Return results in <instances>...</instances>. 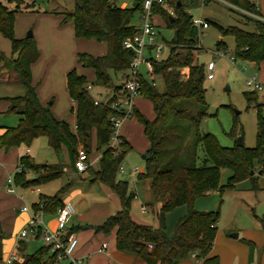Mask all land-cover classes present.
<instances>
[{
	"label": "trees",
	"instance_id": "1",
	"mask_svg": "<svg viewBox=\"0 0 264 264\" xmlns=\"http://www.w3.org/2000/svg\"><path fill=\"white\" fill-rule=\"evenodd\" d=\"M173 1V2H172ZM172 2V5H170ZM245 11L259 15V10L251 0H228ZM179 0H167L163 5H154L153 13L161 16L166 26L172 28L174 36L167 45L168 57L151 59L152 74L162 79L163 89L143 73L137 76L139 95L152 104L154 118L146 119L135 107L126 118L135 117L143 126V133L149 142L145 152L144 170L139 176L149 179V188L155 202H160L157 212L158 226L135 222L130 216L131 201L136 197L129 191L128 182L118 179V168L131 145L121 136L116 147L110 146L113 123L111 116H123L122 110L111 107V103L122 97L121 85L128 76V68L133 52L123 46V41L137 31L132 19L139 6L120 7L109 0H75L72 10L54 12L62 16V22H72L74 35L78 38L95 39L106 44L103 55L87 52L77 53V62L93 69L95 80L111 89L104 99L94 98L87 89L88 81L75 68L66 74V87L75 102L76 129L57 119L49 104L42 105L31 81L30 65L38 58L39 52L33 36L18 39L14 35L15 15L19 6L8 7L0 0V36L7 38L11 45V55L0 52L2 66L12 70L20 79L24 93L14 97H0L9 101V112L21 117L17 125L7 127L0 135V148L30 146L40 136L47 137L48 146L55 152L65 145L69 155H76V147L81 145L91 153V132L96 135V150L100 152L98 169L91 170L92 179L108 186L119 198L120 208L95 227L97 232L115 231L116 248L123 252L137 253L146 264H181L190 254L202 259V264H218V257L210 255L217 231L220 210H198L197 198L207 196L217 190H224L249 179L256 190L257 177L250 171H260L264 175V105L259 102L255 90L244 91L247 109L255 108L257 114L256 144L222 146L210 132L199 129L202 118L208 115L205 101L204 81L206 66L197 63L193 50L198 43L197 29L192 26V18ZM170 8L174 14L170 13ZM173 17V21L169 17ZM253 23V30L237 26H221L214 23L222 36L234 39L233 60L259 63L264 60V22L245 16ZM226 51L222 40L216 44ZM114 77L119 83L114 82ZM237 128V116L229 134L242 136V127ZM198 149L202 152L199 159ZM13 183L23 188L36 187L59 178L64 174V165L58 163H36L29 154H23L17 162ZM91 167H89L90 169ZM221 169L230 171L226 182L220 184ZM27 172L33 177L28 178ZM73 180L67 182L54 194H39L36 211L56 212L63 205L61 195L69 191ZM222 199L219 200V204ZM185 206V213L174 223L171 235L166 232L165 215L176 207ZM264 231V214L259 217ZM24 245V244H23ZM20 253L24 247L18 249ZM12 264H59L49 246L43 245L32 253H26Z\"/></svg>",
	"mask_w": 264,
	"mask_h": 264
},
{
	"label": "rangeland",
	"instance_id": "2",
	"mask_svg": "<svg viewBox=\"0 0 264 264\" xmlns=\"http://www.w3.org/2000/svg\"><path fill=\"white\" fill-rule=\"evenodd\" d=\"M8 5V7L14 9L16 4H18L19 9L15 15L14 24V35L16 38H26L29 31L33 32L38 30L41 26L39 20V12L35 9L45 11H61V10H72L74 7L75 0H2ZM120 6L121 3H125L126 6H131L136 0H109ZM173 2V1H172ZM172 2L170 5H172ZM180 3L185 7V11L194 18H201L207 20L209 26L201 30L198 36V43L196 44V49L193 50V58L197 63L206 64L209 61H214V70L212 79L205 78V101L208 105V115L204 116L199 123V129L204 132H210L213 134L220 145L231 147L236 144L237 135L235 137L229 134L234 115L237 116V128L242 127V140L243 145L246 147H253L256 144V129H257V114L255 108L247 109V101L243 95L244 91L255 90L258 95L259 102L263 101L264 97V84L260 90L254 88V86H248L246 84V79L256 75L258 78L257 64H251L249 61L244 60H233V50H234V39L231 35L222 36L217 26V23L221 26H237L244 30L252 31L253 23L246 19L243 14L242 8H238L229 2H216L209 1L207 3H202L201 0H179ZM44 12V11H43ZM170 13L173 10L170 8ZM48 14H51L50 12ZM47 14V15H48ZM38 16V17H37ZM154 24L156 25L158 36L157 42L161 43L163 48L160 55V59H165L168 57L169 48L168 41L174 36V31L172 28L166 26L164 19L159 15H153L152 18ZM44 23V21H42ZM132 23L136 27L142 25V19L139 17L138 10L135 11ZM34 39V38H33ZM35 40V39H34ZM222 40L226 44V51L218 49L216 44L218 41ZM82 42V47L84 50L80 52H87L92 55H103L106 53L107 47L103 42H98L95 39H84ZM0 52L4 56L9 57L11 55V45L7 38L0 36ZM214 53H217L215 56ZM67 55V53H66ZM71 58V57H70ZM43 63V62H41ZM48 63V62H47ZM74 66L79 74L85 75L88 85H90V93L94 98L104 99L108 94H110L111 89L104 87L102 84L95 80L93 69L90 67H83L78 62H74ZM38 65V64H37ZM46 62L42 65H38L39 72H34L33 80L36 86V91L42 94H46L51 88H54V83L45 81L44 79V68ZM41 67V69H40ZM142 73L145 77L149 78L154 82L159 90L163 89L162 79L159 75L153 74L151 77L146 72V69L142 65ZM207 74V70L205 69ZM39 78L38 80L35 78ZM43 77V79H42ZM259 80V78H258ZM119 79L114 77V82L119 83ZM0 92H9L10 95H22L24 93L23 86L21 82L14 84H0ZM55 97L53 104L57 108L58 119L65 121L69 124V121L75 120L73 104L70 102L66 91L65 84L59 85L56 82L54 88ZM62 92V94H61ZM12 93V94H11ZM36 93V92H35ZM46 96V95H44ZM37 97V95H36ZM47 103L51 108V101L53 98L47 99ZM135 101L138 102V106L145 114L151 113V107L149 103L143 100L136 99L132 100L133 105ZM45 104V105H46ZM17 117L15 115H0V124H12L16 123ZM57 118V117H56ZM129 119V118H127ZM128 121H131L128 120ZM125 127H131L133 130L132 138L135 146H141L147 143L146 139L141 133L136 131L135 122L133 124H126ZM74 124V122L72 123ZM82 147L78 145V148ZM26 146L21 144V149L25 150ZM28 154L33 157L36 163H53L57 160L67 164L69 162L68 157L63 150L59 153H54L53 150L48 146V140L45 136H40L35 138V140L30 145ZM143 152L134 150L126 154L125 158L121 162V166L124 170L121 172L118 170L117 176L119 179L127 180L129 182V189L136 193V197L131 201V209L135 216L140 217L143 221L153 224L155 219L151 212L150 207L146 208L145 213L140 211V205H146L148 201L150 205H154L153 196L149 190V179L139 176V174L132 175L134 168L144 169V160L142 158ZM197 154L199 159L202 157V152L198 149ZM96 148H93L90 153V160L96 161ZM71 163L75 159V155L70 156ZM9 177L12 178L14 175V167L10 168ZM28 173V172H27ZM31 173V172H30ZM27 175V174H26ZM73 179V184L69 191L61 195V199L72 195L77 189L80 192L74 193V197L71 200L72 205H74V211H72L68 222L66 223V229L72 226L81 225L83 223L78 222V215L81 213L86 217L87 223L93 224L95 222L103 223L102 219L104 216V211L102 210L101 204L105 201L104 191L101 190L99 183H94L90 185L88 180L82 181V178L78 177L76 173L69 170L66 166V171L64 174L56 179H53L44 185L36 186L39 188L40 194L52 195L57 192L66 183L68 177ZM230 175V171L227 169H222L220 184L223 185L226 182L227 177ZM6 185H7V181ZM256 190L252 189L251 182L249 179L242 180L238 182L233 189L224 190L220 196L217 190L212 191L211 197L206 198L205 205L207 208H214L212 201L217 202L218 206L219 200L222 199L220 203V217L217 223V231L212 247L214 254L219 256L221 264H227L232 262V264H259V261H264V233L261 230L259 217L264 214V175L257 177ZM23 188L16 184H12L14 195L18 196L22 202H17L14 200L13 208L19 209L22 205H27L30 209L32 208L35 200L39 197L35 188ZM6 189V186L4 187ZM31 189H34L33 191ZM7 190V189H6ZM1 195V193H0ZM84 197L87 206H80L77 208V201ZM114 211L113 213H115ZM112 213V214H113ZM176 214H172L168 218V222H172L173 217ZM103 220V221H102ZM98 224V223H95ZM112 232V230H111ZM110 232V233H111ZM107 234V242L111 238V234ZM232 233H237V237L231 236ZM253 243V250L248 242ZM42 239L35 242H29L27 244V252L32 253L38 248V244H41ZM85 243L79 244L76 247L73 256L77 254L78 248L83 246ZM90 245H94V242L90 241ZM81 258L83 261L86 260L89 264H105V262L95 255L94 252L90 251ZM85 260V261H86ZM70 261L67 259L61 260L59 264H69ZM264 263V262H263ZM107 264L109 262L107 261ZM181 264H196V259L189 255ZM229 264V263H228Z\"/></svg>",
	"mask_w": 264,
	"mask_h": 264
},
{
	"label": "crops",
	"instance_id": "3",
	"mask_svg": "<svg viewBox=\"0 0 264 264\" xmlns=\"http://www.w3.org/2000/svg\"><path fill=\"white\" fill-rule=\"evenodd\" d=\"M251 1L256 4V6L259 10V16L264 19V0H251ZM125 6H126V4L124 2L120 4V7H125ZM32 9H35L36 12H39L42 14H39V17H40L39 22H40L41 26L38 28V30L36 29L33 32H31L33 38L35 39L36 47H37V50L39 52L38 58L30 65L31 81H32L33 86L35 87L37 99L42 105H45L47 103V101H48L47 99L53 98V100L51 101V112L58 119L60 117V115H58L57 108L53 104V102L55 103V101H54L55 97L53 96V94H55L54 88H55L56 82H59V85H61V86H62V84L63 85L65 84L66 94H67L70 102L74 105L73 107L75 108V102L70 98L68 91H67L66 74L71 69V67L75 65L74 62H77V53L84 50L83 48H81L82 47L81 44H82V42H84L83 40L85 38L76 37L74 35L73 23L72 22L63 23L62 22V16L54 13V12H60V11H53V12L48 11L47 12V11L43 10L44 11L43 12L42 10H39V8H32ZM61 11H63V10H61ZM49 12L51 14H48ZM42 21H44V23ZM66 53H67V55H66ZM94 56H96V55L94 54ZM41 62H43V63L46 62V65L44 68V74H43L45 81H49V83L52 82L55 84L54 88H51V90L46 92V94H42L41 92L39 93L38 91H36V86L34 85V80L32 77L34 72H36V73L39 72L38 71V69H39L38 65H40V64L42 65L43 63H41ZM250 63L256 65V63H254V62H250ZM40 69H41V67H40ZM257 71H258L259 81L263 85L264 84V60L257 63ZM35 79L38 80L39 78L37 77ZM42 79H43V77H42ZM19 82H20V79L18 78V76L12 70H9V69L3 67L2 62L0 61V84L9 85V84H14V83H19ZM61 94H62V92H61ZM44 95H46V96H44ZM14 96H19V94L18 95H10L9 92H0V97H14ZM136 99L143 100L144 102L149 103V105L152 109L151 113L149 115L145 114L140 109L137 101H135V104L133 105V107H135L146 119L152 120L154 118V112H153L151 102L149 100L143 98L140 95L136 96L135 100ZM261 103L264 105V97H263V101ZM8 108H9V101L5 100V99L1 100L0 101V115H3V116L15 115L17 117L16 118L17 120H16L15 124H12L10 122L8 124H0V135L5 131V129L7 127H12V126L17 125V123L21 117L16 112H9ZM74 108H72V111L74 112V115H75ZM130 119H131V121H128ZM73 122H74V124H72ZM124 122H127L126 124H130V123L133 124V122H135V125L137 128L136 131H138L139 133L142 134V136L146 139L147 143H145L144 145L138 146V147L135 146L134 142H133V138H132V134H133V130L131 129L132 126L130 128L125 127ZM72 123L69 121L68 125H69L71 131L75 132L76 117H75V120L72 121ZM119 136L123 137L131 145L130 151L138 150V151L143 152V154L145 155V152L149 147V142L143 133V126L137 121V119L135 117L129 118V119L125 118L122 121L120 128H119ZM29 147L30 146H26L24 152L21 149V145L11 146L8 148H5V147L0 148V193H1V195H0V264H4L5 260L11 254H16V257H17L16 260L21 259V256L23 254L28 253L27 252V244L29 242H35L39 239H42L40 236V232H36V234H30L29 233L25 239L19 240V238H18L19 232L27 226V223L30 219L31 214L36 210L32 206L31 209L28 207V211H24L23 207L27 206V205H22L21 208L19 206V209L13 208L14 207V204H13L14 200L16 199V200H18L17 202H22L20 200V198H22V196L19 198L18 196L13 194L14 191L10 192L4 188L6 186L5 181H7L8 177H9V173H10L9 169L14 167V172L16 170H18V167H17L18 159L21 155L28 154V152H26V151H28ZM93 148H96V135H95L94 129L91 132V151ZM51 150H53V149H51ZM63 150L65 151L69 162L67 164H65L64 162L57 160L56 162H53V163L60 162L64 165V167H66V166L69 167V170L73 171L74 173L77 174L78 177L82 178V181L88 180L90 185H93L94 183L100 184L101 190L104 191V197H105L104 198L105 201L102 202V204H101L102 210L104 211V216L102 219L105 221V219L108 216L112 215V213L114 211H117L120 208V201H119L118 196L108 186L104 185L103 183H101L97 180L92 179L91 170L96 171L98 169V159L100 157V152L96 150V153L98 154V156L96 157L95 162H93L91 160V166H90L91 168L90 169L88 168L86 171H84L82 173H78V172H76L73 164H70L71 163V157H70L69 152H68L65 145H62L60 147L59 152H62ZM53 152L57 154V152H55L54 150H53ZM88 155L90 158V154H88ZM143 160H144V158H143ZM138 169H139L138 173H134V171H132L133 176H135V174L142 173L144 170V169L142 170L141 168H138ZM123 170H124V167H123ZM221 171H222V169H221ZM258 172L259 171H255L253 174L256 176H261V174H259ZM27 177L31 178V177H33V174L28 172ZM67 177H68L67 180H73L70 178L69 175ZM117 178H118V176H117ZM41 185H44V184H41ZM38 186H40V185H38ZM128 186H129V182H128ZM30 188H33V187H30ZM31 190L33 191L34 189H31ZM149 190H150V188H149ZM39 191H40L39 188L36 187L34 192H37L38 196H39V194H40ZM129 191H131V190L129 189ZM77 192H80V190L77 189L74 193H77ZM131 192H133V191H131ZM74 193L68 197L63 196V199H62L63 203H70L71 204V206L73 208L72 211H74V205H72L71 200L74 197ZM133 193H135V192H133ZM211 194L212 193H209L207 196L197 198L195 200V208L198 210H214L217 207H219L220 204L218 203V206L215 208V206L217 205V202H216V200L213 201V199L211 202H213L214 208H211V207L207 208L206 206H204L205 201H202V200H205L206 198L211 197L212 196ZM135 195H136V193H135ZM38 200H39V197L35 200L34 204L38 203ZM76 204H77V208L80 206H87V202L83 196L77 201ZM147 205L151 209L153 217L156 221L155 223L149 224V223L143 221L140 217L135 216V214L132 212L131 207H130V216L137 223L157 227L158 226L157 212L160 208L161 203L154 201V205H150L149 202L147 201L146 205L141 204L140 205V211L142 213H145L146 208L148 207ZM141 206H144L145 210H142ZM185 210H186L185 206H179V207H176L174 210L168 212L165 215L166 232L168 235H171L174 223L176 222V220L179 217H181L185 213ZM219 210H220V208H219ZM55 213L56 212L46 213L44 216L45 226L51 231H54L56 228V220H55L56 215H55ZM172 214H176V215H175V217H173L172 222H168V218ZM78 220H79L78 222L83 223V224L72 226V227H69L66 229V232H71V233L75 234V236L78 240L77 247L79 244L85 243L83 246L78 248L79 250L77 251V254L74 255V257H81V256L83 257L84 255H86L87 253L92 251L95 253L96 256L101 258L105 262V264H107V261L109 262V264H146L145 261L137 253L123 252V251H120L116 248V244H115L116 228H113L112 232L110 233L111 238L107 242V239H106L107 233L97 232L95 230V227L101 224V222H100L101 220L99 222H95L98 224L87 223V222H85L86 217L81 213L78 215ZM261 230L263 231L262 228H261ZM263 233H264V231H263ZM90 241L94 242V245H90ZM18 243L20 244V246L24 247V251L22 253H20L17 249ZM213 244H214V241H213ZM248 244L251 246V248L253 247V243L251 241H249ZM38 245L43 246L44 245L43 241L41 242V244H38ZM40 246H38V248ZM252 250H253V248H252ZM190 255L194 257L193 254H190ZM210 255H216L213 253L212 249H211ZM216 256L218 257V264H221V262L219 260V256L218 255H216ZM194 258L196 259V261H200L202 263L201 258H196V257H194ZM85 260H86V258H85ZM85 260L83 261V263L89 264V262L87 260L86 261ZM263 262L264 261L260 260L259 264H264ZM228 263L232 264L231 261Z\"/></svg>",
	"mask_w": 264,
	"mask_h": 264
},
{
	"label": "built area",
	"instance_id": "4",
	"mask_svg": "<svg viewBox=\"0 0 264 264\" xmlns=\"http://www.w3.org/2000/svg\"><path fill=\"white\" fill-rule=\"evenodd\" d=\"M137 6H139L138 12L139 17L142 19V25L138 27V31L131 37L126 38L123 41V46L126 49H130L133 52V57L128 68V76L123 80L121 88L124 91V95L111 103V107L122 110L123 116H111L110 120L113 123V130L111 133L110 146L116 147L119 142V128L122 121L132 113L133 104L132 100L134 97L139 95V84L137 81V76L142 73V65L146 69V72L151 77L152 74V62L151 59H160L162 52V44L157 42L158 31L156 25L154 24L152 18L155 15L152 11L154 5H163L167 0H136ZM209 1L224 2L227 3L228 0H201L202 3H207ZM245 16L252 17L254 19L264 22V19L259 15H255L248 11H243ZM190 23L197 29L198 36L202 29L209 26L207 20L201 18L190 19ZM215 56L217 53H214ZM206 78L212 79L214 77V61H209L206 64ZM246 84L248 86L252 85L254 88L260 90L262 88L261 82L258 80L256 75L246 79ZM90 85L87 86L89 90ZM94 103H99L98 99H94ZM73 166L78 173L86 171L91 166V160L88 153L83 147L76 150L75 159ZM66 171V167L63 168ZM119 171L123 170L120 165ZM134 173H138L139 169L134 168ZM12 178L8 177L6 189L12 192ZM142 210H145L144 206H141ZM24 211H28V207H23ZM72 206L70 203H63L62 206L57 208L55 213L56 228L54 231L49 230L44 223L45 213L42 211H34L27 223V226L23 228L18 235L19 240L25 239L27 235L36 234L40 232V236L44 245L49 246L50 252L55 255V260L60 262L61 260L67 259L70 261L69 264H84L83 260L78 257H74L73 253L77 247L78 240L75 234L71 232H66V223L72 213ZM20 248V244H17V249ZM195 257V255H194ZM16 254H11L4 262V264H12L16 260ZM196 264H202L200 261H196Z\"/></svg>",
	"mask_w": 264,
	"mask_h": 264
},
{
	"label": "water",
	"instance_id": "5",
	"mask_svg": "<svg viewBox=\"0 0 264 264\" xmlns=\"http://www.w3.org/2000/svg\"><path fill=\"white\" fill-rule=\"evenodd\" d=\"M137 4H138L137 1H134L133 4H132V7L137 6ZM179 4H180V3H178V5H179ZM169 20H170V21H173V17L170 16V17H169ZM30 37H32V33H31V31H29L28 34L26 35V38H30ZM236 145H238V146L243 145V140H242L241 135L237 137ZM142 157L145 158V155L143 154ZM253 173H254L253 171H250V175H252ZM258 173L261 174L260 171H259ZM231 236H233V237H237V233H232Z\"/></svg>",
	"mask_w": 264,
	"mask_h": 264
}]
</instances>
